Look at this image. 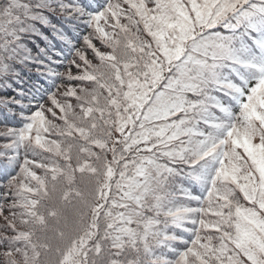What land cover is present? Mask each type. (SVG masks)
Here are the masks:
<instances>
[{"label": "snow or ice", "instance_id": "snow-or-ice-1", "mask_svg": "<svg viewBox=\"0 0 264 264\" xmlns=\"http://www.w3.org/2000/svg\"><path fill=\"white\" fill-rule=\"evenodd\" d=\"M75 10L67 73L0 98V264H264V0Z\"/></svg>", "mask_w": 264, "mask_h": 264}, {"label": "trees", "instance_id": "trees-1", "mask_svg": "<svg viewBox=\"0 0 264 264\" xmlns=\"http://www.w3.org/2000/svg\"><path fill=\"white\" fill-rule=\"evenodd\" d=\"M78 5L79 0H3L0 3V78L12 85L0 91V98L10 99L17 95V89H28L33 84L48 87L42 74L45 68L67 73L71 47L58 36L73 41L77 48H84L81 37L87 30L75 10ZM91 55L89 59L96 62ZM71 71L75 74L77 69L72 67ZM2 112L0 108V152L8 142L2 135L4 130L18 126V121L5 118Z\"/></svg>", "mask_w": 264, "mask_h": 264}, {"label": "rangeland", "instance_id": "rangeland-1", "mask_svg": "<svg viewBox=\"0 0 264 264\" xmlns=\"http://www.w3.org/2000/svg\"><path fill=\"white\" fill-rule=\"evenodd\" d=\"M96 44V47L99 48L101 51H106V49L103 48V46L101 45V43H99V41H94ZM84 46V45H83ZM85 47V46H84ZM84 49V48H83ZM88 53V57L91 55V50H87ZM92 57H94V55H91ZM95 59V58H94ZM75 68V67H74ZM7 129H5L4 131L6 132Z\"/></svg>", "mask_w": 264, "mask_h": 264}]
</instances>
